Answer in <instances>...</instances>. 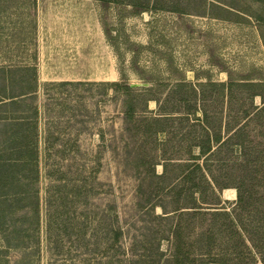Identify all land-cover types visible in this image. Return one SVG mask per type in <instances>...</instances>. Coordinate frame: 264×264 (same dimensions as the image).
Returning a JSON list of instances; mask_svg holds the SVG:
<instances>
[{
	"label": "rangeland",
	"instance_id": "1",
	"mask_svg": "<svg viewBox=\"0 0 264 264\" xmlns=\"http://www.w3.org/2000/svg\"><path fill=\"white\" fill-rule=\"evenodd\" d=\"M130 1L0 0V264H264V0Z\"/></svg>",
	"mask_w": 264,
	"mask_h": 264
},
{
	"label": "trees",
	"instance_id": "2",
	"mask_svg": "<svg viewBox=\"0 0 264 264\" xmlns=\"http://www.w3.org/2000/svg\"><path fill=\"white\" fill-rule=\"evenodd\" d=\"M99 2L101 4V8H102V11H103V15L106 18V14L108 13L109 7L111 6V4L118 3V0H99ZM130 4H131L130 5V12L133 13V14H139V13H141L143 11H148L150 9L148 5H142L141 3H137L136 1H132L131 0L130 1ZM103 20H105V19H103ZM113 84H114V86H118L119 81H115V82H113ZM124 86L127 89H129V90L136 89L135 86L132 85L131 83H127L126 82V83H124ZM148 87L149 86H144L142 88H145L146 89ZM13 100H15V99L14 98L9 99V101H13ZM155 100L157 101V99H155ZM3 102H6V101H3ZM134 113H135V105H134V102L132 101V99H129V101L127 100V103H126L125 109H124V113H123V116H122V119L124 120L127 128L130 127V124L134 120ZM163 116H166V115H163ZM150 117L152 119H154V120H158L162 116L161 115H154V116H150ZM23 120H25V119H23ZM23 123H27V122H22L21 124H23ZM147 128H148V125H147ZM22 132H23V134L19 137L20 138V142H18L19 145L17 146V149H16L15 152L17 153L16 155H18V158L20 159V163H17V165L20 164V165H22V168L24 170H27V161L32 158V157H29L28 155H31L32 150H31V148H29V145H28L29 144L28 143V136H29V134L25 132V129H23ZM214 138H215V141L217 142V144H220L222 142L220 135H215ZM214 148H216V147H214ZM214 148H213V146L211 144H208L206 146H202V147L199 148L198 154H194V155H198L199 157L202 156L203 159H204V158H206V156L210 152H212V150H214ZM125 152H126V156H128L126 160H128V158L132 154L131 149L128 148V147H126V151ZM6 160L7 161H4L6 163H3L2 166H3V169H5L7 171V173H9V171L12 170L10 168H11L12 165H14V163H12L11 158H8ZM164 162L165 161H162V166L165 169L166 163H164ZM193 162L194 163H192V164L191 163H187L186 164L188 166H192L193 165V167L190 168L185 173L186 176L189 177V178H193L192 173L194 171V167L200 168L201 165H202V164L199 163V161H193ZM154 167H155V164H153V170H154ZM163 172L164 171H162L159 174H163ZM2 178H3V176H2ZM6 182H9V181H4L3 179H1V176H0V198H1L2 194H3V192H5L4 191V187H6V184H7ZM11 186L12 185H10V187L7 186L6 190L7 191L10 190ZM235 187L237 189V199L241 201L243 199V197H244V193H243L242 187H241V185H235ZM189 191H190V194L193 196V198L196 200V199H198V196L196 197L195 194L196 193H199L200 194L201 191H202V189L200 187V184L197 183V181H193L190 184ZM177 197H178V193H176V195L174 197L175 198L174 200H177ZM201 203L202 202H200V204H198V202L195 201V204H197V205H193V207H196L195 210H198V211L202 210L201 208H203V205H201ZM176 205L177 204L174 205V208H173L172 211H175V210H178V209L182 208V207H179V206L177 207ZM160 206H161L162 210H165L166 209V205L165 204L160 203ZM212 211L215 214L225 215V214H227L228 209H214ZM164 212L165 213H168L170 211L165 210ZM170 214H172V213H168V214H166L164 216H167V215H170ZM119 235H120V231H115L113 237L116 239V238L119 237ZM0 252H1V250H0ZM178 255L179 254L177 252V256Z\"/></svg>",
	"mask_w": 264,
	"mask_h": 264
},
{
	"label": "bare ground",
	"instance_id": "3",
	"mask_svg": "<svg viewBox=\"0 0 264 264\" xmlns=\"http://www.w3.org/2000/svg\"><path fill=\"white\" fill-rule=\"evenodd\" d=\"M234 193L236 192L234 188H230Z\"/></svg>",
	"mask_w": 264,
	"mask_h": 264
}]
</instances>
